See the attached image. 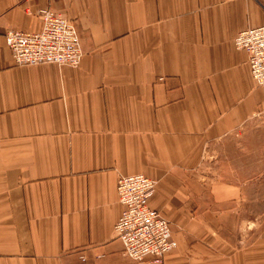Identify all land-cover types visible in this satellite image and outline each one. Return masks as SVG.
Listing matches in <instances>:
<instances>
[{
  "label": "crops",
  "instance_id": "1",
  "mask_svg": "<svg viewBox=\"0 0 264 264\" xmlns=\"http://www.w3.org/2000/svg\"><path fill=\"white\" fill-rule=\"evenodd\" d=\"M43 7L74 21L79 66L14 62L4 32L39 30ZM262 24L264 0H0V264H264L244 154L228 178L200 170L264 107L233 42ZM245 142L256 167L264 137ZM136 173L177 242L161 261L130 260L113 230Z\"/></svg>",
  "mask_w": 264,
  "mask_h": 264
},
{
  "label": "built area",
  "instance_id": "2",
  "mask_svg": "<svg viewBox=\"0 0 264 264\" xmlns=\"http://www.w3.org/2000/svg\"><path fill=\"white\" fill-rule=\"evenodd\" d=\"M37 14L41 19L39 30L4 32L14 62L79 66L84 50L72 18L50 7L39 8ZM233 42L247 53L251 76L264 91V24L240 30ZM156 185L154 178L143 173L121 175L116 182L122 210L113 230L122 254L133 261H161L177 246L170 221L148 203Z\"/></svg>",
  "mask_w": 264,
  "mask_h": 264
},
{
  "label": "rangeland",
  "instance_id": "3",
  "mask_svg": "<svg viewBox=\"0 0 264 264\" xmlns=\"http://www.w3.org/2000/svg\"><path fill=\"white\" fill-rule=\"evenodd\" d=\"M263 135L264 137V114H260L252 122H250L249 126L240 129L239 131L233 132L230 136L216 142L215 144H210L206 147L204 152V156L200 163V170L206 177H215L219 179L228 178L224 169L228 167L229 156L231 154V158H235L232 163H238L239 152H242L241 161H243V167L245 168L247 173H243L244 179L252 180L255 182H263L262 190L254 191L253 188L246 192L247 198H260L264 205V156L263 159L257 161V170H262V174H254L255 163L253 154L249 153L250 148H245L249 143L245 142L248 138ZM235 152V153H234ZM245 163L247 166H245ZM235 167H238V164H232ZM247 209H252L253 212L263 211L264 207H251Z\"/></svg>",
  "mask_w": 264,
  "mask_h": 264
}]
</instances>
